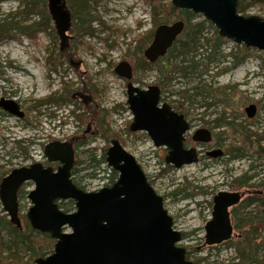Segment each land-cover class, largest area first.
Segmentation results:
<instances>
[{
    "label": "rangeland",
    "instance_id": "obj_1",
    "mask_svg": "<svg viewBox=\"0 0 264 264\" xmlns=\"http://www.w3.org/2000/svg\"><path fill=\"white\" fill-rule=\"evenodd\" d=\"M45 2L48 13L47 0ZM244 5L247 6L245 15L264 18V0H245ZM172 6V0H94V5L90 8L95 18L100 21L93 24L96 34L94 38L82 37L76 41L75 35L70 31V36L73 37L69 49L71 60L63 59L59 55L60 40L49 14L48 30L39 32L36 39L13 28L10 37L0 44V99L18 102L27 112V117L25 120H18L10 116H0V173L9 174L14 169L34 163H42L45 167L56 170L58 164L47 161L45 147L54 141H69L73 136L81 139L87 131L93 109H99L100 113L106 109L109 112L107 123L112 131L121 137L123 147L136 158L150 184L164 198L165 207L174 219V228L187 235L181 246L194 251L191 261L209 257L203 264H229L234 256L233 250L226 244L214 249L206 247L205 226L212 217V200L215 195L222 191L249 190L237 187L234 184L237 178L246 173L248 176L257 174L251 186L264 181V160L257 154L261 147L264 149V51L238 45L221 37L223 45L219 52L227 59L219 67L212 65L215 67L213 69L210 66L208 72H205L206 60L195 59L197 62L201 61L202 66L186 78L182 74H175L171 84L160 81L156 66L134 73L133 83L136 87L142 90H147L152 85L160 87L162 102L172 105L190 120L192 131L188 134L189 142H193L192 136L198 129L206 128L213 133V144L209 148L198 150V163L176 169L166 163L167 150L156 148L147 133L130 132L133 115L127 104L128 82L115 73L116 66L124 60L135 67V48L143 38L150 39V32L156 29L154 12L158 13V20L168 16L170 23L179 20V12L171 13ZM38 8L25 14V5L20 0H3L0 1V19L6 20L4 23L7 24L14 22L24 27L32 25L43 18L41 13L45 6ZM203 21H206L205 18L197 15L193 23ZM206 29L208 37L213 39L217 28L208 22ZM151 41L152 38L144 46V50ZM235 56L243 62L234 68ZM51 57L58 61L55 64L48 61ZM171 62L175 63L174 59ZM88 79L97 88L96 98L82 92L84 82L88 83ZM65 86L74 91V102L83 108L86 114L83 121L76 117L67 118L66 113L75 106L62 103ZM195 89L213 93L214 97L207 100L213 106L207 108L206 100L203 96H197ZM186 90L190 91L187 95L190 98L183 100L176 95ZM78 93L90 96L93 100L85 104L82 99L77 98ZM55 94L60 101L59 105L43 106L33 112L30 110L35 102ZM250 105H256L258 109L254 118H249L245 112V108ZM222 114L248 127L251 140L245 148L247 158L231 161L227 155L231 147H243L244 142L235 129L231 130L226 126L218 128L213 123ZM92 131H95L94 127ZM17 142H22L21 148L17 146ZM110 146L111 144L107 145L99 137L89 135L86 146L76 147L77 162L87 163L82 166L77 164V169L89 166L87 149L97 148L98 157L101 158L103 150L107 151ZM208 149L223 150L226 156L212 163L206 155ZM252 166L255 171H251ZM94 171L92 168L78 173L76 180L87 192L98 190L110 183L108 172L100 173L96 170V178L87 177L88 173ZM1 182L2 179L0 184ZM33 189L34 184L29 183L21 190L19 206L23 228L27 222L26 215L32 206L28 194ZM250 190L255 191L258 188ZM67 203L68 201H62L59 204ZM73 212L75 210L68 213ZM0 215L6 216L10 222L1 202ZM70 231L66 229V232ZM33 232L34 241L37 243V238L43 233L35 230ZM3 236L4 232L0 231V240ZM238 236L236 231L231 241H235ZM39 238L45 241L43 247L46 255L40 258L52 255L55 246L52 249L47 244L49 240L41 236ZM0 256L2 264L11 263L17 257L20 264H33L35 261L25 251L2 252Z\"/></svg>",
    "mask_w": 264,
    "mask_h": 264
},
{
    "label": "water",
    "instance_id": "obj_2",
    "mask_svg": "<svg viewBox=\"0 0 264 264\" xmlns=\"http://www.w3.org/2000/svg\"><path fill=\"white\" fill-rule=\"evenodd\" d=\"M172 5L202 15L217 28L220 37L264 51V18L240 15L239 0H172ZM47 8L61 49L65 50L72 39L69 32L73 22L67 0H47ZM184 29V21L159 26L144 51L145 59L155 64L165 58ZM115 73L128 81L127 103L133 114L130 131L146 132L156 148H166V163L176 169L198 163V151L185 149L190 124L184 115L161 102V89L136 87L128 61L119 63ZM0 108L13 117L24 116L15 100L2 98ZM245 112L254 118L257 106L250 105ZM211 140L212 133L207 129L193 135L195 142ZM222 155V150L208 153L213 158ZM45 156L48 162L60 164L56 171L36 163L14 169L0 184V202L10 223L18 229L23 228L18 192L24 184H34L28 195L32 206L26 218L33 230L50 235L56 244L52 255L38 258L33 264H194L187 259V250L180 246L183 234L174 228L164 198L119 140L114 139L106 153L107 165L118 174V179L114 185L96 192H86L72 180L76 160L72 142L50 143ZM244 195L222 191L213 197L212 218L205 226V246H219L233 238L232 209L242 202ZM62 201H73L75 212L60 209Z\"/></svg>",
    "mask_w": 264,
    "mask_h": 264
},
{
    "label": "trees",
    "instance_id": "obj_3",
    "mask_svg": "<svg viewBox=\"0 0 264 264\" xmlns=\"http://www.w3.org/2000/svg\"><path fill=\"white\" fill-rule=\"evenodd\" d=\"M3 1V0H0ZM25 5V11L23 13L29 14L30 12H34L39 9L42 5L45 6L44 12H42V20L38 22H34L29 26H19L18 23L11 22L7 24L0 19V44L3 43L6 39L10 37V32L13 28L30 38L36 39L39 32L44 30L47 25H49V13H47L46 2L45 0H20ZM245 0H240L238 6V13L243 16L247 13V6L244 5ZM256 1V0H255ZM263 2V1H262ZM68 8L72 14L73 23L71 34L75 35L76 41L79 38H82L84 35L95 36L96 30L93 28V24L100 22L99 19L95 18L91 9V6L94 5V0H67ZM172 12H179V17L177 21L185 22V30L183 34L176 41L174 46L169 50L165 59L159 61L156 64L149 63L143 56L144 46L148 44L149 40L153 38L155 30L163 24H172L170 23V16L164 18L163 20H158V13L154 12V25L156 29L150 32V39L148 37L143 38L142 41H139L138 46L135 48L133 52V57L135 60L134 72L146 71L151 67L156 66L158 73L160 75V81L171 84L175 79V74H182L184 78H186L190 74H194L200 66H202L201 61H196L195 59H203L206 60V71L208 72L211 68H215L212 65H217L219 67L223 61L227 59V57L221 55L219 50L223 45V39L220 37L218 31H215L214 38L211 39L208 37V29H206L207 21H203L200 23H193L196 19V14L187 10L176 9L173 6L170 7ZM162 11H160V15ZM176 22V21H175ZM174 23V22H173ZM46 26V27H45ZM66 50V49H65ZM60 51V56L63 59L71 60L72 55L69 50ZM174 59L175 63L171 62ZM224 59V60H223ZM235 63L234 68L239 66L240 62L243 60H239L238 57H234ZM48 61L52 63H56L58 60L53 59L52 57L48 59ZM163 84V83H162ZM196 90V89H195ZM82 92L89 93L96 98L97 88L92 85L91 80L88 79V83L84 82ZM190 91L186 90L184 92L176 93L177 96H180L183 100L188 99L187 97ZM64 97L62 103H69L75 106V112L71 115L78 118L80 121L84 120L86 116L83 108L78 105L73 100L74 91L69 87L64 88ZM197 96H203L206 100V107L210 108L213 106L212 103L207 102V100L212 99L214 97L213 93L210 91H204V89L196 90ZM60 101L56 98V94L51 96L45 100L37 101L36 107L48 106V105H59ZM61 103V104H62ZM184 103V102H182ZM80 112H84L82 115H79ZM0 116H5L0 110ZM109 118V112L104 109L102 113L100 110L93 109L92 117L89 118L92 127L95 128V131L92 136H97L100 139L104 140L107 145H110L114 139L121 141V137L114 133L107 123V119ZM210 124V122H207ZM213 123L216 124L218 128H223L224 126L229 127L231 130L235 129L236 133L240 135L242 141L244 142L243 147H231L227 153L231 161L234 160H242L247 158L245 154L246 146H249V141L251 140V134L248 130V127H244L242 124H238L235 121H232L231 118L227 117L226 114H222L217 117ZM88 129V128H87ZM76 141V147L86 146L88 144V137L86 136V132L83 136L78 138ZM75 143V141H74ZM22 142H17V146L21 148ZM98 149L92 148L87 149L86 154L88 156L89 166L84 167L83 169H77V164L84 165L86 162H77L75 168L72 171V179L76 186L82 190H84L81 185L77 182L78 173L87 172L90 169H95V171H100V173H109L110 183L107 186H112L115 184L118 179V174L110 169L107 166L106 162V149L103 150V154L101 158L98 157ZM257 154H259V158L264 160V149L261 147ZM87 164V163H86ZM0 169L2 167L0 166ZM255 167H251V171H255ZM262 170L264 171V165H262ZM94 172L88 173L87 177L96 178L97 174ZM6 174L0 173V179H3V176ZM257 174L248 176L245 175L240 176L234 182V184L239 188H249L246 190L245 198L237 207H234L232 210V216L234 219L235 231L238 232V237L235 241H229L225 243L231 250L234 252V256L231 259L229 264H264V181L258 185L251 186V182L257 177ZM250 188H258V190L251 191ZM23 189V188H22ZM21 189V190H22ZM19 191L18 199L22 197V191ZM248 196V197H247ZM68 208L65 210L67 213L75 210V203L73 201H68L67 204H60V208ZM71 208V210H70ZM24 228L18 229L13 226L6 218V216L0 215V231L4 232V236L0 240V253L2 252H18L25 251L31 255L32 260H36L40 257L46 256L44 251L45 247H43L44 239L39 238L45 237L47 244L50 248L53 249L55 246V241L52 240L50 235L41 234L37 238V243L34 241V230L30 227L29 223H25ZM39 233V232H38ZM187 238L186 234H183V240ZM45 242V241H44ZM36 243V244H35ZM54 245V246H53ZM215 247H211L214 249ZM194 251L187 250V259L191 260ZM1 258V256H0ZM17 258H13L12 262H7V264H20ZM209 260V257L200 258L196 261H193L194 264H203ZM2 260H0V264H2Z\"/></svg>",
    "mask_w": 264,
    "mask_h": 264
},
{
    "label": "flooded vegetation",
    "instance_id": "obj_4",
    "mask_svg": "<svg viewBox=\"0 0 264 264\" xmlns=\"http://www.w3.org/2000/svg\"><path fill=\"white\" fill-rule=\"evenodd\" d=\"M50 15V14H49ZM51 17V16H50ZM56 34H57V32H56ZM69 34H70V32H69ZM57 37L59 38V36L57 35ZM72 37V36H71ZM153 37H154V35H153ZM59 40H60V38H59ZM73 40V37H72V39H70V41L68 42V48L65 50V51H67V50H69L70 49V43H71V41ZM152 40H153V38H152ZM152 43V41L150 42V44ZM149 44V45H150ZM146 50V49H145ZM144 50V51H145ZM60 51H62V49H61V41H60ZM143 56H144V53H143ZM145 58V57H144ZM71 63L73 64V62L71 61ZM132 65V64H131ZM132 68H133V78H132V83H133V79H134V67H133V65H132ZM128 82V81H127ZM128 84V83H127ZM77 95V98L79 99V100H83V102L85 103V104H87L88 102H90V101H92L93 100V98L92 97H90V96H85L84 94H80V93H78V94H76ZM56 98H57V95H56ZM2 99V98H1ZM0 99V100H1ZM6 99V98H5ZM9 100H11V99H9ZM59 100V99H58ZM128 101V100H127ZM18 103V102H17ZM36 103L37 102H35V105L30 109L32 112L34 111V110H38L39 108H41V107H39V108H37L36 107ZM19 104V103H18ZM128 104V103H127ZM19 106H20V109H21V111H22V113L24 114V116L22 117V118H17V117H14V118H17L18 120H25V118L27 117V112L23 109V107L19 104ZM43 107V106H42ZM171 107H172V109L174 110V111H176V112H178L177 110H176V108L175 107H173L172 105H171ZM34 109V110H33ZM0 110L2 111V113L5 115V116H10V117H13V116H11V115H9L8 113H6V112H4L1 108H0ZM180 115H183L182 113H180V112H178ZM184 117H185V115H184ZM186 118V117H185ZM186 120L189 122V124H190V127H192V124H191V122H190V120L188 119V118H186ZM133 123V122H132ZM132 125V124H131ZM131 127V126H130ZM204 129H206V128H204ZM130 130V129H129ZM131 132V131H130ZM93 131H92V126H91V124L88 126V129H87V131H86V136L87 137H89V135L90 136H92L93 135ZM131 133H133V132H131ZM137 133H143V132H137ZM144 133H146V132H144ZM188 134L189 133H187L186 134V140H185V149H187V150H189V149H196L197 151L198 150H200V149H203V148H209V146H211L212 144H213V140H214V138H213V133H212V140H211V142H209V143H200V142H195V141H193V138H192V141L193 142H189V136H188ZM149 136V135H148ZM70 140H72V141H75V143L73 144L74 145V149H75V151H76V145H77V142L76 141H78L79 139L78 138H76V136H73ZM69 140V141H70ZM69 141H67V142H69ZM71 141V142H72ZM166 149V148H165ZM167 150V149H166ZM216 149H208V151H207V153H206V155H207V157H209L208 156V153H210V152H213V151H215ZM218 150V149H217ZM223 151V150H222ZM167 152H168V150H167ZM198 154H199V159H200V153L198 152ZM226 156V154H225V152L223 151V155L222 156H219V157H217V158H213V157H209V161H211L212 163H215V162H217L218 160H220V159H223L224 157ZM76 159H77V155H76ZM59 165V164H58ZM75 168V167H74Z\"/></svg>",
    "mask_w": 264,
    "mask_h": 264
},
{
    "label": "bare ground",
    "instance_id": "obj_5",
    "mask_svg": "<svg viewBox=\"0 0 264 264\" xmlns=\"http://www.w3.org/2000/svg\"><path fill=\"white\" fill-rule=\"evenodd\" d=\"M29 26V25H28ZM26 27V26H25ZM46 27V26H45ZM48 28H49V26L47 25V27L44 29V30H42L41 32H45V31H47L48 30ZM84 39L85 38H94V36H91V35H89V34H87V35H84V36H82ZM64 50H62V52H63ZM67 104H69V103H67ZM34 110V109H33ZM34 111H37V110H34ZM70 112L73 114L74 112H75V108H73V109H71L70 110ZM71 113H70V115L69 116H67V118H70V119H72V117L74 118L75 116H73V115H71Z\"/></svg>",
    "mask_w": 264,
    "mask_h": 264
}]
</instances>
